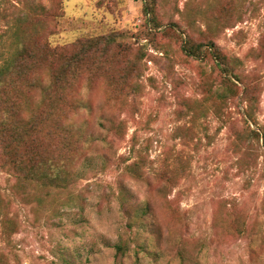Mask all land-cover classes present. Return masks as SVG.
I'll list each match as a JSON object with an SVG mask.
<instances>
[{
    "label": "rangeland",
    "instance_id": "obj_1",
    "mask_svg": "<svg viewBox=\"0 0 264 264\" xmlns=\"http://www.w3.org/2000/svg\"><path fill=\"white\" fill-rule=\"evenodd\" d=\"M156 5L164 23L185 26L195 17L198 39L207 34L205 21L228 11V23L215 21L211 36L238 60L243 82L237 98L217 97L221 79L212 61L187 58L174 43L156 51L146 37L136 38L150 26L144 0H0V60L13 55L12 28L25 14L40 18L34 27L52 32L53 46L116 33L124 35L119 41L132 58L139 46L148 52L141 94L132 104H122L110 82L82 85L90 109L77 120L98 130L115 116L126 135L114 140L111 152L85 153L79 199L52 216L38 214L0 169V264H264V0ZM250 107L256 124L247 116ZM139 152L147 155L145 181L126 171ZM168 166L179 178L165 196L159 174ZM5 214L18 225L12 223L11 238L4 233ZM118 243L127 247L119 256Z\"/></svg>",
    "mask_w": 264,
    "mask_h": 264
},
{
    "label": "trees",
    "instance_id": "obj_2",
    "mask_svg": "<svg viewBox=\"0 0 264 264\" xmlns=\"http://www.w3.org/2000/svg\"><path fill=\"white\" fill-rule=\"evenodd\" d=\"M144 13L150 26L137 35L138 40L146 37L152 48L160 52L172 49L174 43L187 58L212 61L221 79L217 97L226 100L240 95L239 84L243 79L238 60L229 57L212 38L216 34L215 21L228 23V11L205 21L207 34L203 33L201 39L195 33L194 26L198 25L195 17H190L185 26L174 20L164 23L157 15L156 0H144ZM36 20L41 21L32 14L18 17L12 28L13 55L0 60V169L13 177L14 194L35 204L38 214L52 216L61 207L79 199L75 188L81 180V166L90 157L85 153L94 149L105 154L111 152L114 140L117 138L120 142L126 135L124 122H118L115 116L101 122L98 130H87V123L77 120L83 110L90 109L81 98L82 85L91 89L96 81L110 82L116 85L117 95L123 96L122 104H132L141 94L143 65L148 52L145 46H139L132 58L128 45L119 41L124 35L116 33L68 46H53L52 32L35 28ZM159 35L167 37L168 42L160 40ZM249 92L248 87L243 101ZM247 116L256 124L252 107ZM254 138L261 141L258 132H254ZM138 155L136 161L127 165L126 171L136 180L145 181L148 180L147 155L144 152ZM178 178L179 171L168 166L159 174L160 182H164L159 191L164 189V195H169ZM143 212L151 213L149 204ZM2 221L4 233L11 238L16 233L12 225L15 222L18 226L16 221L9 214H5ZM126 248L123 243L115 245L118 256L123 255ZM65 262L74 264L70 259Z\"/></svg>",
    "mask_w": 264,
    "mask_h": 264
}]
</instances>
